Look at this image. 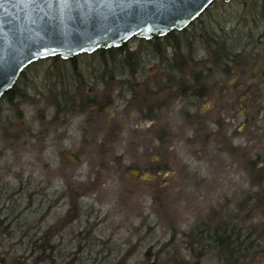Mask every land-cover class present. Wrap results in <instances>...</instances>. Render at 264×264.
Returning <instances> with one entry per match:
<instances>
[{"label":"rangeland","instance_id":"rangeland-1","mask_svg":"<svg viewBox=\"0 0 264 264\" xmlns=\"http://www.w3.org/2000/svg\"><path fill=\"white\" fill-rule=\"evenodd\" d=\"M256 3L259 4L258 0H217L184 31L153 41L134 38L122 48L127 52L114 51L105 56L132 54L129 57H144L148 62L146 58L166 54V58H171L172 46H179L183 52L191 51L205 72L212 66L203 49L205 36L223 38L228 34L239 38L252 31L247 37L245 56L238 61L251 59L256 47L254 40L259 41L258 48L264 46V23L259 16H252ZM241 46H245V41ZM98 57L83 54L74 63L78 69L105 68L96 65L100 62ZM40 62L26 69L17 81L13 104L7 98L0 99V264H33L35 257H31L28 248L35 237L50 229L53 236L56 234L51 243L56 248V253L52 252L54 264H118L124 258L122 255L132 250L179 248L183 244V230L190 233L210 223L212 229L243 228L246 234L260 233L264 218L256 208L248 213L252 204L247 209L246 221L234 217L240 215L244 199L238 196L243 191L246 196L264 199V176L261 183L253 185L249 176L239 172L241 162L236 163L237 157L221 155L217 147H206L203 155L196 154L197 149L179 145L171 137L165 148H171L170 158L181 161L173 168L182 170L184 166L198 176L194 185L186 186L183 178L179 179V172L173 176L162 173L145 183L130 179L128 171L125 175L118 167L121 162L127 163L126 157H134L131 151H126L128 155L119 161L116 153L101 156L95 151L97 146L80 141L79 136L74 143L55 144L49 134L55 130V138H60L67 119L65 113H56V106L48 103L50 98L42 97L46 92L38 89L52 76L58 81L61 75L56 69L61 65L55 67L51 59ZM161 68V64L155 63L156 72ZM252 72H258L256 63L251 66ZM51 81L54 80H48ZM109 112L115 113L113 109L107 111L106 118ZM54 119L57 128L48 129ZM78 123L79 120L76 131ZM262 127L260 124L256 129ZM57 130L61 133L56 135ZM258 143L254 140L248 153L261 167L264 143ZM242 151L243 146L236 150ZM155 156L156 163L155 159L160 157L157 153ZM261 175L263 172L256 176ZM233 200L236 201L232 204ZM5 227L9 228L8 234H2ZM208 255L202 264H220L214 252ZM46 256L50 257V253Z\"/></svg>","mask_w":264,"mask_h":264},{"label":"flooded vegetation","instance_id":"flooded-vegetation-1","mask_svg":"<svg viewBox=\"0 0 264 264\" xmlns=\"http://www.w3.org/2000/svg\"><path fill=\"white\" fill-rule=\"evenodd\" d=\"M146 59L148 62H145L144 57H98L100 62L97 61L96 65L105 67L101 68L102 72L98 68L96 73L72 74L74 77L88 78L82 83L73 82L74 85L88 88L83 89L82 95L69 97L67 111L62 112L67 119L62 139L55 138V130L50 134L47 131L46 136L49 134L55 144L74 143L79 136L80 141L97 146L95 151L101 156L116 153L119 161L128 155L126 151L134 152L133 158L126 157V164L118 163V169L120 172L125 171V175L128 171L130 179H137L140 183L152 181L162 173L173 176L174 172H179V179L183 178L186 186L195 184L198 176L190 174L184 166L182 170L173 168L181 161L170 158L171 148H165L172 136L179 145L197 149L194 150L196 154L203 155L206 147H217L221 155L237 157L235 161L241 162V174L251 178L263 172L264 176V159L260 167V163L252 161L248 153L254 140L258 144L264 143V55L256 59L231 60L221 67L212 63L205 72L202 71V63L196 59L189 69L181 70L171 68V58ZM76 60L77 57L67 60L75 71L79 70L74 63ZM155 63L162 65L158 72L155 71ZM254 63L258 72L250 73ZM196 68L199 72H194ZM145 80L153 83L149 90L151 96L140 100L138 97ZM163 88L167 89V94L162 92ZM206 102L213 106L204 112L202 105ZM54 109L57 113V107ZM111 109L115 113L109 112L110 116L106 118V112ZM169 114L171 118L165 121L164 117ZM57 118L58 115L56 120ZM56 120L51 122L48 129L57 128ZM78 120L80 123L76 131L74 127ZM141 121L146 126L136 127ZM260 124L263 127L256 129ZM148 125L151 127H147ZM153 130L152 139H142L146 131ZM58 133L61 132L57 130L56 135ZM236 140L242 142L237 144ZM242 146L243 151L236 152ZM156 153L160 159H155V163ZM252 162L255 163L254 166ZM233 164L234 162L231 163L232 166ZM178 183L183 184L180 180ZM152 189L153 187L149 188ZM240 195L238 198H243L244 202L240 203V215L235 217L246 221L249 203L245 199L249 195L246 196L245 191ZM186 234L187 231L183 230V244L179 248L132 250L122 255L124 258L119 259L118 264H196L200 251L186 248ZM241 239L245 240L243 255L234 260V264H264V234L243 233ZM214 254L217 255L218 251H214ZM219 263L223 264L222 261Z\"/></svg>","mask_w":264,"mask_h":264},{"label":"snow or ice","instance_id":"snow-or-ice-1","mask_svg":"<svg viewBox=\"0 0 264 264\" xmlns=\"http://www.w3.org/2000/svg\"><path fill=\"white\" fill-rule=\"evenodd\" d=\"M9 3L13 8H21L31 22L21 29L9 21L6 24L8 31H0V76L6 79L10 88L11 76L21 65L49 57L67 59L102 47H118L116 44L108 45L107 41L120 36L122 23L134 22L141 34L155 32L167 36L168 29L175 30L179 25L186 27L189 20L200 17L212 0H207V4L203 0H0V8L6 10ZM149 6L154 10H149ZM118 11L123 15L118 17ZM110 19L120 22L109 23ZM129 31L125 29L124 36L120 38L127 39ZM153 83L143 82L138 99L145 100L151 96L149 90ZM162 92L167 94V89L163 88ZM212 106L206 102L202 111L207 112ZM170 118L171 114L164 120ZM145 126L143 121L136 125ZM154 131H146L142 139H152ZM241 142L235 141L237 144Z\"/></svg>","mask_w":264,"mask_h":264},{"label":"trees","instance_id":"trees-1","mask_svg":"<svg viewBox=\"0 0 264 264\" xmlns=\"http://www.w3.org/2000/svg\"><path fill=\"white\" fill-rule=\"evenodd\" d=\"M262 0H258V3L260 4ZM257 5L256 8H254L252 16L260 17V20L262 23H264V0L261 3V5ZM252 13V12H251ZM194 24H192L190 27H192ZM227 31V30H226ZM176 32H173L172 34L168 35L171 36ZM218 34V33H217ZM250 36L252 34V31L248 33ZM248 34H246L243 37H236L232 36L229 37L228 34H221L224 35L223 38L220 37H214L208 34V38L205 36V41L203 49L207 52L208 58L210 61L214 64L217 63L219 67L223 66L224 64L230 62L233 60L234 62L238 60L240 57H244L245 49H246V44H248ZM253 39V37H251ZM245 41V46H241V43H244ZM256 47L252 51L253 57L251 59H256L259 56H262L261 51L264 53V46L262 47H257L259 41L254 40ZM172 56L170 62V66L172 69H178L181 70L183 68H190L192 63H194L195 58L191 56V51H182L179 46H172ZM128 50V49H127ZM114 51L123 52L126 51V48L124 49H111V50H99L97 51L96 55H99L100 57H106V54L112 53ZM121 54V53H120ZM88 55V54H85ZM167 55V54H166ZM159 57L158 58H165L166 57ZM82 56V55H80ZM132 56V54H129L127 57ZM156 57V58H157ZM54 60V65L55 67H58L57 65L60 63V69H56L57 72L60 73L61 77L58 78V81L55 80L52 76L50 79H46L45 83L43 84L42 88L38 89V92H46L42 93V97L44 98H50L49 104L51 106L55 105L57 107V113H62L63 111H67L66 106H68V99L69 97L72 96H77V95H82L83 89H87V86H80V85H74V81L78 83H82L88 78L85 77H74L72 74L75 73H96L98 70L94 69L91 70L88 67L86 68H80L79 70H73L70 66L69 61H64L61 58H55L51 59ZM45 62V60L41 61ZM39 64L38 62L33 64L36 65ZM166 64V62H164ZM32 67V66H30ZM90 71V72H89ZM55 72V71H54ZM174 72V71H173ZM25 72H23L20 76V78L24 75ZM19 78V79H20ZM48 80H54L51 81V83L48 82ZM53 83V84H52ZM15 89L10 90L7 92L2 98V99H8L11 104L14 103L13 99V93ZM37 95V94H36ZM22 96V95H21ZM20 97V96H19ZM26 97V96H25ZM255 163H252V166H254ZM263 176H256V177H251L253 181V185H258L261 183ZM249 203L250 210L249 214L256 208L258 211H261V214L264 218V199L263 197L259 196H249L248 198L245 199ZM255 205L256 207H253ZM247 213V214H248ZM242 214V212H241ZM242 217V216H241ZM237 218V217H234ZM238 220V219H237ZM205 224V223H204ZM3 227V225H1ZM212 225L210 224H205L200 225V227H197L195 230L192 232H187L185 236V241L188 242L186 243V248L190 249H195L200 251V256L198 257V260L196 264H202L203 259L208 257L209 253L214 251H218V254L216 255V260H219V262H223V264H234V260L238 258H242L241 255L244 249V243L245 240H240V237L242 236L244 232L243 228H239L236 230L235 228H232L230 230H227L225 228L224 230H218V228L212 229ZM8 227H5L3 229L2 234H8ZM260 233L264 234V222L262 225H260ZM52 230L50 229L49 231L46 232H41V236L35 237V240L32 242V245L30 246V249L32 251V256L35 257L34 263L33 264H54V255L53 253H56V248L52 247L51 243L54 240L55 235L53 236V233L51 232ZM250 234V233H248ZM184 237V236H183ZM47 253H50V257L46 256ZM201 259V260H200Z\"/></svg>","mask_w":264,"mask_h":264},{"label":"water","instance_id":"water-1","mask_svg":"<svg viewBox=\"0 0 264 264\" xmlns=\"http://www.w3.org/2000/svg\"><path fill=\"white\" fill-rule=\"evenodd\" d=\"M216 1L217 0H212V3L211 4H207V0H203V3L204 4H207V7L203 11L202 15ZM224 1L226 3H230V2H232L234 0H224ZM136 10L137 9H134V11H136ZM149 10H154V9H152L151 6H149ZM122 15H123V13H119V11H118V17L119 16H122ZM197 19H195V20H189L186 27L184 25H179V26H177L175 28V30L168 29L167 30L168 31V35L171 34V33H173V32H175V31H179V32L184 31L192 23H194ZM9 21L11 22V24L17 25L21 29H23L26 25H30L31 24L30 20L25 16V13L21 10V8H19V7L13 8L11 3H9V4L6 5V10H5V8H0V31H4V32H7L8 31V28H7L6 24ZM118 22H120V21L119 20H116V19H110L109 20V23H118ZM69 26H71V25H69ZM125 29H130V31L128 32V38L127 39H121L120 36H124V30ZM133 33H135V34H133ZM120 36H117L114 40L113 39H108V41H107L108 45L116 44V45H119L118 47H102L101 49H98V50H96L94 52H84V53H81L80 55H82V54H93V53H95V52H97L99 50H109V49H112V48L122 49L133 38H139V39H143V40H146V41H150V40H152L154 38H162V37H165V36H160V35H158L155 32H152V33L144 32L143 34H141L140 29H137L134 26V22H133V24H123L122 23L121 24V30H120ZM101 43L103 44V41H101ZM59 50L61 52H63V49H59ZM78 56L79 55L69 56L67 59H64L63 57H61V59H63V60H70V59H74V58H76ZM50 58H54V57H49L48 59H50ZM38 61H40V60H37L34 63H36ZM34 63H32V64H34ZM32 64H27L26 66L25 65H21V67L16 70L15 74L11 76L12 87H10V88L7 87V81H6V79L4 77L0 76V99L7 92H9L10 90H12L14 88V86L16 85L17 81L19 80L21 74L23 72H25V70L29 66H31Z\"/></svg>","mask_w":264,"mask_h":264},{"label":"bare ground","instance_id":"bare-ground-1","mask_svg":"<svg viewBox=\"0 0 264 264\" xmlns=\"http://www.w3.org/2000/svg\"><path fill=\"white\" fill-rule=\"evenodd\" d=\"M170 35V34H169Z\"/></svg>","mask_w":264,"mask_h":264}]
</instances>
